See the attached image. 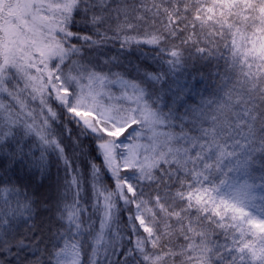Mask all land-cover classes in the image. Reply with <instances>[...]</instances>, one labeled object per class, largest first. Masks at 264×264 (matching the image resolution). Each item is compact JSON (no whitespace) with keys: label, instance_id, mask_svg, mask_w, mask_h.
<instances>
[{"label":"snow or ice","instance_id":"obj_1","mask_svg":"<svg viewBox=\"0 0 264 264\" xmlns=\"http://www.w3.org/2000/svg\"><path fill=\"white\" fill-rule=\"evenodd\" d=\"M0 264H264V0H0Z\"/></svg>","mask_w":264,"mask_h":264}]
</instances>
